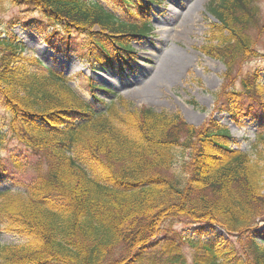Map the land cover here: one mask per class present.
I'll return each mask as SVG.
<instances>
[{
	"label": "trees",
	"instance_id": "obj_1",
	"mask_svg": "<svg viewBox=\"0 0 264 264\" xmlns=\"http://www.w3.org/2000/svg\"><path fill=\"white\" fill-rule=\"evenodd\" d=\"M114 1L130 8L131 21L93 0H12L38 18L16 17L3 31L20 25L70 52L82 34L80 52L89 64L123 72L131 40L149 34L148 8L160 0ZM207 9L216 23L202 51L222 61L229 87L234 64L253 53L247 30L260 9L256 0H210ZM17 50L19 43L0 37V107L7 114L0 145L14 138L22 152L0 155V232L21 239L0 242V264H135L155 245L162 247L161 264H185V244L195 249L190 264H264L253 236L264 224L261 149L252 159L230 146L229 131L216 122L196 128L177 113L133 109L122 97L106 103L91 91L104 105L96 110L63 72ZM240 83V90L227 89L226 109L233 118L254 119V141L264 140V105L253 104L257 87L252 77ZM177 148L188 158L180 174H169ZM9 167L29 174L17 181ZM184 219L193 235L174 228ZM215 226L224 233L218 240Z\"/></svg>",
	"mask_w": 264,
	"mask_h": 264
},
{
	"label": "rangeland",
	"instance_id": "obj_2",
	"mask_svg": "<svg viewBox=\"0 0 264 264\" xmlns=\"http://www.w3.org/2000/svg\"><path fill=\"white\" fill-rule=\"evenodd\" d=\"M93 1H97L123 20H132L127 11L130 8L117 1ZM209 1L160 0L158 3L149 6V34L131 40L129 58L132 59L129 63V69L123 70V72L115 67L105 70L98 64H89L80 52V46L86 41L82 34H77L73 38L72 49L75 52H70L64 50L62 45L58 47L59 50L56 49L58 44L46 43L35 31L27 30V28L20 27V25H15L11 29V33L6 32V30L3 31V27L9 26L11 20L16 17L24 20L33 17L38 18L37 13L27 11L23 6H15L12 0H0V37L13 39V41L19 43L21 51L17 50V52L21 53L25 59L33 60L34 56L38 57L45 65L47 64L52 69L63 72L67 78V83L76 93L92 104L96 110H102L104 105L92 100L91 91L106 103L121 96L125 104L132 106L133 109L150 107L156 112L177 113L185 122L196 128L209 126L216 122L217 126L220 128L225 127L229 131L230 138L226 141L230 143L231 147L249 152L252 159H258L256 151L259 149L263 151L262 155L264 157V140L254 141L257 133L256 121L249 117L235 116L233 118L230 115V109H226V104L229 102L226 101L225 93H227V89L240 90L242 88L241 80L244 77H252L254 85L257 87L255 97H258V101H254L253 104L255 107L264 105V0H256L258 9H260L258 21L247 30L252 42H254L253 53L243 61H237L234 64L233 74L230 75L234 77V81L232 86L229 87H226V79L223 76L226 71L225 65L222 61L209 57L202 51V47L207 45L209 40L210 34L208 35L207 31L211 24L216 23L214 16L207 9ZM192 3L196 4L197 12L194 14L193 21L188 22L187 26H183L181 20L187 14L186 8ZM138 17L140 18L142 15L138 14ZM171 50H178L181 54L188 56L186 68L180 73L178 79H173V81L167 82L163 86H157L160 89L155 94H150L146 90L141 92L142 95L139 97L136 94L139 90L136 89H141L150 80L152 74L156 72L157 67ZM86 78L89 82L106 87L111 93L89 88L85 81ZM191 101L195 102L197 107H194ZM116 102L118 104V101ZM5 116L7 117V114L0 107V126L1 122L6 123ZM5 139L7 142L0 145L1 156L22 154L18 140L8 139L7 136ZM209 146L212 145L209 144ZM183 153L182 149L177 148V158L172 169L168 172L169 174L172 172L180 174L182 172L181 163L184 156L186 155L185 157L188 158L187 152L185 155ZM204 160L208 162L212 158L207 155ZM9 173L17 181H24L29 174L26 171L15 173L11 167H9ZM261 180L262 192H264V175H262ZM0 186L2 187L4 184L0 183ZM18 189L22 190L21 188ZM16 191L18 190L14 192ZM174 228L182 232L183 235L194 234V228L187 224L186 219L178 221ZM211 233L217 240L224 236L219 228L212 229ZM253 236L258 239V247L264 248V242H261L264 240V224L255 229ZM0 242L18 244L21 239L11 232L2 231L0 232ZM161 250L160 245L143 250L141 255L144 259H142V262L135 264H161L164 257ZM194 250L190 249L187 244L183 246L182 253L185 256V264H190Z\"/></svg>",
	"mask_w": 264,
	"mask_h": 264
},
{
	"label": "bare ground",
	"instance_id": "obj_3",
	"mask_svg": "<svg viewBox=\"0 0 264 264\" xmlns=\"http://www.w3.org/2000/svg\"><path fill=\"white\" fill-rule=\"evenodd\" d=\"M186 10L187 14L184 19L181 20L183 26H187L188 22L193 21L194 14L197 12V6L192 3ZM187 62L188 56L181 54L178 50H171L166 54L164 60L157 67L156 72L150 77V80L143 85L141 89H136L139 90L136 94L140 97V95H142L141 92L146 90V92L150 94H155L157 90L160 89L157 86H163L167 84V82L173 81V79H178L180 73L186 68Z\"/></svg>",
	"mask_w": 264,
	"mask_h": 264
},
{
	"label": "water",
	"instance_id": "obj_4",
	"mask_svg": "<svg viewBox=\"0 0 264 264\" xmlns=\"http://www.w3.org/2000/svg\"><path fill=\"white\" fill-rule=\"evenodd\" d=\"M215 228H217V227L215 226ZM218 228H219V227H218ZM218 228H217V229H218ZM219 230H221V229L219 228ZM221 231H222V230H221Z\"/></svg>",
	"mask_w": 264,
	"mask_h": 264
}]
</instances>
